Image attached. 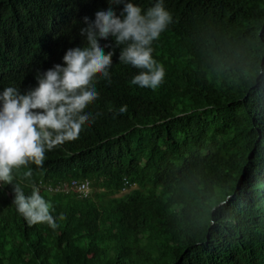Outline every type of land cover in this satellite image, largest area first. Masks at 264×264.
I'll use <instances>...</instances> for the list:
<instances>
[{"label": "trees", "instance_id": "1", "mask_svg": "<svg viewBox=\"0 0 264 264\" xmlns=\"http://www.w3.org/2000/svg\"><path fill=\"white\" fill-rule=\"evenodd\" d=\"M95 2L0 0V91L62 64ZM164 7L172 20L152 45L163 84L113 70L79 139L18 174L27 191L87 178L91 195L39 188L53 229L29 226L0 187V264H264V0Z\"/></svg>", "mask_w": 264, "mask_h": 264}, {"label": "clouds", "instance_id": "2", "mask_svg": "<svg viewBox=\"0 0 264 264\" xmlns=\"http://www.w3.org/2000/svg\"><path fill=\"white\" fill-rule=\"evenodd\" d=\"M171 20L164 0H156L146 11L129 0H96L79 25L77 42L64 47L62 64L38 71L35 87L0 91V187L13 189L12 204L29 226L57 227L52 204L39 188L74 191L84 198L91 195L92 185L87 178L54 182L41 178L27 185L31 189L27 191L17 181L20 170L28 169L22 175L30 178L29 165L42 168L49 151L79 139L84 126L96 118L85 110L99 98L97 84L111 83L113 70L128 66L132 85L159 88L166 71L152 45ZM126 111V105L119 109ZM75 181L88 182L90 194H80Z\"/></svg>", "mask_w": 264, "mask_h": 264}, {"label": "built area", "instance_id": "3", "mask_svg": "<svg viewBox=\"0 0 264 264\" xmlns=\"http://www.w3.org/2000/svg\"><path fill=\"white\" fill-rule=\"evenodd\" d=\"M74 186L76 187L77 191L84 195V196H88L90 194V187H89V184L88 182H77L75 181L74 182Z\"/></svg>", "mask_w": 264, "mask_h": 264}]
</instances>
